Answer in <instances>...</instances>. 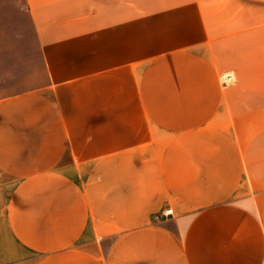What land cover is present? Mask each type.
<instances>
[{
	"label": "crops",
	"instance_id": "0c3cea01",
	"mask_svg": "<svg viewBox=\"0 0 264 264\" xmlns=\"http://www.w3.org/2000/svg\"><path fill=\"white\" fill-rule=\"evenodd\" d=\"M24 1L0 264H264V0Z\"/></svg>",
	"mask_w": 264,
	"mask_h": 264
},
{
	"label": "rangeland",
	"instance_id": "374dc122",
	"mask_svg": "<svg viewBox=\"0 0 264 264\" xmlns=\"http://www.w3.org/2000/svg\"><path fill=\"white\" fill-rule=\"evenodd\" d=\"M224 2L218 0L219 12ZM203 5L208 14V1ZM44 76L42 53L25 1L0 0V97L30 90Z\"/></svg>",
	"mask_w": 264,
	"mask_h": 264
},
{
	"label": "built area",
	"instance_id": "2783aa9c",
	"mask_svg": "<svg viewBox=\"0 0 264 264\" xmlns=\"http://www.w3.org/2000/svg\"><path fill=\"white\" fill-rule=\"evenodd\" d=\"M219 80H220L221 84L225 85V84H229L230 82H233L235 79L231 73L224 72V73L220 74ZM171 213H172V208L167 207V208L163 209L160 214L167 215V214H171Z\"/></svg>",
	"mask_w": 264,
	"mask_h": 264
}]
</instances>
